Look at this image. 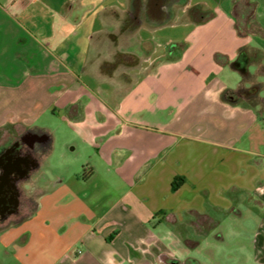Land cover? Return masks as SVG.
I'll list each match as a JSON object with an SVG mask.
<instances>
[{"label": "crops", "instance_id": "1", "mask_svg": "<svg viewBox=\"0 0 264 264\" xmlns=\"http://www.w3.org/2000/svg\"><path fill=\"white\" fill-rule=\"evenodd\" d=\"M250 1L248 28L247 0H0V160L29 165L0 264L155 262L173 223L236 201L264 251V0ZM114 35L133 39L116 49L124 89L89 65ZM50 113L61 142L36 124Z\"/></svg>", "mask_w": 264, "mask_h": 264}, {"label": "rangeland", "instance_id": "2", "mask_svg": "<svg viewBox=\"0 0 264 264\" xmlns=\"http://www.w3.org/2000/svg\"><path fill=\"white\" fill-rule=\"evenodd\" d=\"M113 38L103 37L100 46L98 42L94 44L89 65L95 69L98 63H109L105 70L112 74L110 78L114 84L124 89L125 78L132 77L127 64L131 62V58L117 55L116 49L128 46L133 39L125 35H114ZM120 57L123 58L122 61ZM36 124L50 128L56 140L61 142L62 127L65 126L62 114L50 113L40 117ZM11 138L8 136L4 141ZM59 145L58 143L56 154L61 150ZM249 198L251 201V196ZM247 205L246 202L236 201L228 211L215 209L206 214L189 213L182 222L173 223L175 238L172 245L167 233L160 237L161 244L169 249L160 254L155 262L147 264H264V251L258 252L255 248L253 211ZM16 218L17 216H11L0 223V229ZM150 229L167 232L164 227H158V221Z\"/></svg>", "mask_w": 264, "mask_h": 264}, {"label": "flooded vegetation", "instance_id": "3", "mask_svg": "<svg viewBox=\"0 0 264 264\" xmlns=\"http://www.w3.org/2000/svg\"><path fill=\"white\" fill-rule=\"evenodd\" d=\"M28 168V164L25 169H21L16 164H6L0 160V221H5L20 212L22 201L16 184L23 175V171Z\"/></svg>", "mask_w": 264, "mask_h": 264}, {"label": "trees", "instance_id": "4", "mask_svg": "<svg viewBox=\"0 0 264 264\" xmlns=\"http://www.w3.org/2000/svg\"><path fill=\"white\" fill-rule=\"evenodd\" d=\"M238 3H235V7H237ZM245 5H248L247 6V10H248V16H247V21H246V24L245 25L246 27H248L250 24V20H251V17L253 16L254 14V10L256 8V2H251L250 0H247V2L245 3ZM203 20V19H202ZM238 29L240 30V32H242V30L240 29V25H237ZM245 27V28H246ZM249 28V27H248ZM184 179L182 177H178V178H175L174 179V185L173 187L174 188H177V186H179V184L181 183L180 181H183Z\"/></svg>", "mask_w": 264, "mask_h": 264}]
</instances>
